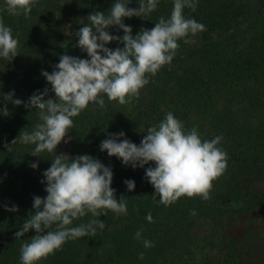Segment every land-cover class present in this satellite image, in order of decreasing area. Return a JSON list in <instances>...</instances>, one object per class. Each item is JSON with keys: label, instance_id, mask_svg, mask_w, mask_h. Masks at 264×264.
<instances>
[{"label": "trees", "instance_id": "trees-1", "mask_svg": "<svg viewBox=\"0 0 264 264\" xmlns=\"http://www.w3.org/2000/svg\"><path fill=\"white\" fill-rule=\"evenodd\" d=\"M115 0H38L28 17L9 15L0 0V19L19 41L18 55L12 61L1 58L0 68V264H20V248L35 235L29 230L16 238L24 220L34 214L33 197H46L43 172L55 155L46 151L32 156L34 144L20 142V132L31 133L40 123L38 109L25 108L37 90L51 86L41 75L51 73L61 55L87 59L74 47L77 33L89 24L88 15L108 9ZM129 8L138 7L131 0ZM173 0H159L148 16L124 18L135 36L150 30L161 16L167 19ZM185 18L205 26L191 44L183 40L170 64L164 65L140 90L130 104H95L73 118L69 157L90 155L113 172L111 187L117 200L125 197L127 215L108 211L98 219L104 222L95 236L67 241L61 250L39 264H264V0H198ZM123 36L122 30L107 29ZM199 43V44H198ZM109 49L123 47L117 42ZM23 69V70H20ZM14 73V76L13 74ZM13 100L3 97L13 85ZM19 86V87H18ZM7 108L8 115H3ZM171 112L185 126L195 127L202 140L222 137L218 145L227 153V170L213 182L210 199L182 197L164 206L145 179V168L124 166L115 156L100 151L109 133L123 132L136 145L146 129L159 124ZM15 140V142H12ZM37 163V168L30 165ZM125 180H133L128 191ZM17 206L18 211L7 208ZM195 210L196 215H190ZM151 214L153 222L146 219ZM90 218L93 219L89 213ZM74 220L69 227L85 224ZM141 230V238L135 233ZM108 237V260H103V244ZM152 242L145 249L143 241ZM89 243L85 251L84 241ZM144 253L143 259H139Z\"/></svg>", "mask_w": 264, "mask_h": 264}, {"label": "clouds", "instance_id": "clouds-1", "mask_svg": "<svg viewBox=\"0 0 264 264\" xmlns=\"http://www.w3.org/2000/svg\"><path fill=\"white\" fill-rule=\"evenodd\" d=\"M38 0H3L4 10L9 15L28 17ZM131 0H115L108 9V15L94 11L88 15L89 24L77 33V43L87 59L61 55L51 73L42 71L41 75L51 86L54 99H45L49 89L37 90L27 103L13 100L14 92L3 97L16 106L24 103L25 108L38 109L40 123L31 133L20 132V142L34 144L32 156L40 157L43 152L54 153L61 142H67L69 129L74 127L73 118L80 115L89 104L101 109L106 107L104 97L109 103L130 104L139 98L140 90L149 83V77L167 64H170L180 47L178 41L193 43L189 36L205 30L202 23L185 18L183 10L198 7V0H173L170 16H161L150 30L141 29L135 36L124 18L148 16L157 8L159 0H138V7L129 8ZM115 27L123 31V36L110 35L107 29ZM123 47L114 50L106 47L110 42ZM19 41L13 37L12 29L0 19V58L12 61L18 53ZM3 115L8 110L3 109ZM125 134L109 133L99 145L100 151L115 156L124 166L133 169L144 168L150 162L154 167L145 168V179L155 190L153 198L164 206L175 203L182 197L202 200L210 199L213 182L227 170V153L218 145L222 137L202 140L198 130L185 129L184 124L171 112L157 125L146 129L140 144L124 138ZM12 142H15L13 140ZM37 168V163L30 165ZM46 184V197H33L30 214L23 222L16 238L23 237L29 230L35 235L30 242L20 248V264H39L50 255L61 250L70 240L85 236H95L97 228L103 229L104 222L99 216L113 213L127 215L125 197L117 200L115 189L111 187L113 172L90 155L69 157L55 155L51 166L43 172ZM128 191L135 188L133 180H125ZM7 211H18L17 206L6 207ZM91 214L87 224L69 227L74 220ZM190 215L195 216V210ZM153 222L151 214L146 215ZM141 230L134 238H141ZM145 249L152 242L143 241ZM144 253L138 258L143 259Z\"/></svg>", "mask_w": 264, "mask_h": 264}, {"label": "rangeland", "instance_id": "rangeland-1", "mask_svg": "<svg viewBox=\"0 0 264 264\" xmlns=\"http://www.w3.org/2000/svg\"><path fill=\"white\" fill-rule=\"evenodd\" d=\"M199 44V43H198ZM2 67V62H1V58H0V68ZM20 70H23V69H20ZM13 74V76H14V73H12ZM11 81H12V85H13V87L11 86L8 90H7V93H6V95L9 93V92H14V93H16V89L14 88V87H17V84L15 83V79L13 78V79H11ZM0 85H1V82H0ZM19 87V86H18ZM13 97H14V95H13ZM12 97V98H13ZM66 139H68V141L65 143V142H61L58 146H57V150H56V152L58 153V154H61V153H63V154H66V155H69V150H70V148H71V141H70V136H69V134H68V137H66ZM5 176V172H0V181L3 179L2 177H4ZM85 219L83 220L84 221V223L85 224H87L88 223V221L91 219L90 218V215L88 216V214L84 217ZM108 244H109V239H108V237L104 240V244H103V260L104 259H106V260H108L109 258H108V251L109 250H107L106 249V247L108 246ZM82 248H84V250L86 251L88 248H89V243L85 240L84 241V243H83V246H82Z\"/></svg>", "mask_w": 264, "mask_h": 264}]
</instances>
